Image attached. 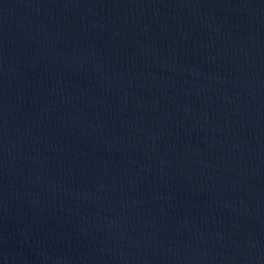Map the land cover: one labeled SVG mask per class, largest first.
I'll return each instance as SVG.
<instances>
[{"label":"water","instance_id":"obj_1","mask_svg":"<svg viewBox=\"0 0 264 264\" xmlns=\"http://www.w3.org/2000/svg\"><path fill=\"white\" fill-rule=\"evenodd\" d=\"M0 264H264V0H0Z\"/></svg>","mask_w":264,"mask_h":264}]
</instances>
